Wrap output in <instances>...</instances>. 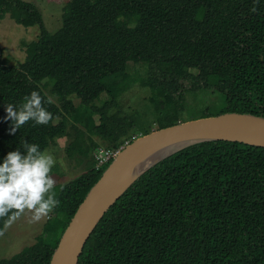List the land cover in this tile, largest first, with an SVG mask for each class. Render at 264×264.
Returning <instances> with one entry per match:
<instances>
[{"label": "trees", "instance_id": "16d2710c", "mask_svg": "<svg viewBox=\"0 0 264 264\" xmlns=\"http://www.w3.org/2000/svg\"><path fill=\"white\" fill-rule=\"evenodd\" d=\"M65 1L62 26L50 34L33 4L0 0V21L8 16L39 29L17 67L0 57V159L25 140L46 150L67 136L70 119L75 139L66 148L68 158L87 159L85 173L60 188V206L35 243L0 264H50L70 220L107 168H95L91 153L101 146L91 136L119 150L191 120L225 113L264 118V0ZM131 63L144 69L138 82L150 92L153 128L140 115L110 112L131 87ZM48 78L56 103L41 88ZM33 90L47 101L53 120L30 121L9 135L5 106L18 107ZM206 91L222 100L188 104L189 96ZM102 94L109 100L96 106ZM6 219L0 218V233ZM78 264H264V148L204 142L160 161L105 213Z\"/></svg>", "mask_w": 264, "mask_h": 264}, {"label": "water", "instance_id": "95a60500", "mask_svg": "<svg viewBox=\"0 0 264 264\" xmlns=\"http://www.w3.org/2000/svg\"><path fill=\"white\" fill-rule=\"evenodd\" d=\"M217 141L264 148V118L225 113L153 131L128 143L79 205L58 242L50 264H78L86 242L105 213L154 165L187 147ZM167 149L173 152L153 161L155 154ZM146 160L152 163L139 170Z\"/></svg>", "mask_w": 264, "mask_h": 264}, {"label": "rangeland", "instance_id": "374dc122", "mask_svg": "<svg viewBox=\"0 0 264 264\" xmlns=\"http://www.w3.org/2000/svg\"><path fill=\"white\" fill-rule=\"evenodd\" d=\"M24 2L33 4L41 13L45 28L50 34H54L62 26V13L63 8L66 6L65 0H23ZM39 35V29L37 27L25 28L17 25L8 16L0 21V57L2 60L14 67H17L25 58V44L36 41ZM128 80L131 87L124 91L117 99V107L113 108L110 112L118 113L119 117H131L140 115V121L146 125L151 126L153 123V114L151 105L149 103L150 92L148 89L143 88L139 84V79L144 76V69L138 64H129L126 71ZM51 79H46L41 83V88L45 95L56 103L55 99L50 95V82ZM52 82V81H51ZM109 100V96L102 94L97 101L96 106H101L104 102ZM222 97L212 91H206L198 93L195 98L189 96L188 104H205L219 103ZM75 106H80L79 100L73 98ZM86 113L90 112V109L81 107ZM93 120L97 123L98 116L92 115ZM70 124L72 120L70 119ZM58 122V120H57ZM86 123L85 119L83 120ZM69 124L67 136L58 138L52 145L46 150L49 154H52L57 163L52 170V176L56 181L55 189L59 194L60 188L78 178L85 173L84 163L87 159H84V163L76 159L68 158L66 153L67 146L75 139V130ZM83 127V125H80ZM152 128L154 125L151 126ZM97 144H100L98 148H105L104 141L98 137L91 136ZM86 145H89V141L85 140ZM127 144H125L126 146ZM124 146V147H125ZM98 148L91 154L94 157ZM123 148V147H122ZM81 159V157H80ZM83 165V166H82ZM51 217L42 218L38 222L31 220L30 214L22 215L19 219L12 222L10 225H6L3 231L0 233V259H10L11 257L20 253L24 248L32 246L36 238L41 234L42 229Z\"/></svg>", "mask_w": 264, "mask_h": 264}, {"label": "clouds", "instance_id": "9594fccd", "mask_svg": "<svg viewBox=\"0 0 264 264\" xmlns=\"http://www.w3.org/2000/svg\"><path fill=\"white\" fill-rule=\"evenodd\" d=\"M45 103L40 92L33 90L18 107L6 105L4 120H10L12 125L9 135L30 121L33 126L48 125L53 115L44 107ZM56 163L55 157L42 150L40 144L27 140L0 159V218L6 217V224L25 214L38 222L60 206L52 176Z\"/></svg>", "mask_w": 264, "mask_h": 264}, {"label": "built area", "instance_id": "2783aa9c", "mask_svg": "<svg viewBox=\"0 0 264 264\" xmlns=\"http://www.w3.org/2000/svg\"><path fill=\"white\" fill-rule=\"evenodd\" d=\"M121 149L108 150L106 148H98L97 152L94 155L95 164H96L95 168L97 170H100V169H103L104 167H107L113 161V159L117 156V154L119 153Z\"/></svg>", "mask_w": 264, "mask_h": 264}, {"label": "bare ground", "instance_id": "6f19581e", "mask_svg": "<svg viewBox=\"0 0 264 264\" xmlns=\"http://www.w3.org/2000/svg\"><path fill=\"white\" fill-rule=\"evenodd\" d=\"M173 152L172 149H167L164 151H160L159 153L155 154V158L153 161L157 160L159 157L165 156L169 153ZM152 161L146 160L145 162H143L140 166H139V170L144 169L145 167H147L149 164H151Z\"/></svg>", "mask_w": 264, "mask_h": 264}]
</instances>
